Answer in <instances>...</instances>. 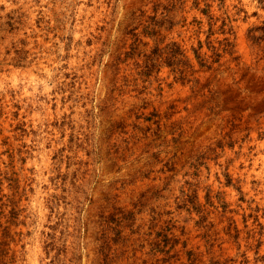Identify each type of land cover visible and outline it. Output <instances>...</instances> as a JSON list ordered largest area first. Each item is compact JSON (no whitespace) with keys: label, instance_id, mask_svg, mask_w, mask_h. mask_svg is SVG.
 <instances>
[{"label":"rangeland","instance_id":"rangeland-1","mask_svg":"<svg viewBox=\"0 0 264 264\" xmlns=\"http://www.w3.org/2000/svg\"><path fill=\"white\" fill-rule=\"evenodd\" d=\"M0 264H264V0H0Z\"/></svg>","mask_w":264,"mask_h":264},{"label":"trees","instance_id":"trees-1","mask_svg":"<svg viewBox=\"0 0 264 264\" xmlns=\"http://www.w3.org/2000/svg\"><path fill=\"white\" fill-rule=\"evenodd\" d=\"M227 40H228L227 38H224L223 42H228ZM223 42L218 41V44L222 45ZM172 45L174 46V44H171V46ZM226 46H228V44H226L222 48H216V47L212 46V48H211L212 54L215 55L216 59H217V60H213L212 61L213 63H218V61L222 57V55L218 53L219 49L222 53L228 52V49ZM194 55H195V58L198 59L197 50H194ZM178 56L183 57L184 55L180 52V50L178 48L176 49V47H175V50H172L171 47H170V49L166 48L164 50L156 49V50L151 52V55L149 57H145V60L143 62L144 65H142V67L143 68H149L153 65L156 66L157 64L161 63V61L163 60V63H166V65L171 66L173 68V70H175L179 73L178 76L183 78L185 76V65H187V67H189L190 63H189L188 59L180 60ZM182 66H183V69H182ZM210 68H211V64L209 66H207V69H210ZM147 74H148V72L144 71L140 75H144L146 77ZM154 246H155V249H158L160 247L156 251L163 252L166 254H168V252H166V251L164 252V247H169L168 249L171 248L170 246H168V244H166V245L160 244L158 241L154 242ZM173 247L174 246H172V248Z\"/></svg>","mask_w":264,"mask_h":264}]
</instances>
